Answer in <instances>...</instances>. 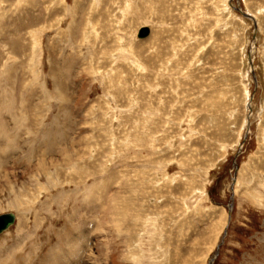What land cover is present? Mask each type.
Segmentation results:
<instances>
[{"label":"rangeland","instance_id":"374dc122","mask_svg":"<svg viewBox=\"0 0 264 264\" xmlns=\"http://www.w3.org/2000/svg\"><path fill=\"white\" fill-rule=\"evenodd\" d=\"M9 213L0 264H264V0H0Z\"/></svg>","mask_w":264,"mask_h":264},{"label":"water","instance_id":"95a60500","mask_svg":"<svg viewBox=\"0 0 264 264\" xmlns=\"http://www.w3.org/2000/svg\"><path fill=\"white\" fill-rule=\"evenodd\" d=\"M247 17V16H246ZM148 34V30L147 29H143L139 34H138V38L139 39H143L147 36ZM230 215V211H229V214ZM15 222V216L11 213L9 214H5V215H1L0 216V234L2 232H5L6 229L10 228L11 226H13ZM226 231H224V236H225V233ZM218 250V249H217ZM217 255V252L214 254V256L212 257V259L209 261L208 264H213L214 262V259Z\"/></svg>","mask_w":264,"mask_h":264},{"label":"bare ground","instance_id":"6f19581e","mask_svg":"<svg viewBox=\"0 0 264 264\" xmlns=\"http://www.w3.org/2000/svg\"><path fill=\"white\" fill-rule=\"evenodd\" d=\"M148 35H149V32H148L147 36H148ZM147 36H146V37H147ZM146 37H145V38H146ZM137 39H139V38H138V35H137ZM143 39H144V38H143ZM140 40H142V39H140ZM7 230H8V229H6V231H7ZM2 233H3V232H2ZM2 233H1V234H2ZM80 236H81V235H80ZM77 244H80V237H78L77 240H75V241L72 242V244L70 245V250L72 249L71 251H75V252H76L77 249H78V246H79V245H77ZM79 247H80V246H79ZM81 249H82V248H81ZM69 257H70V256H69ZM69 257H68V258L65 257V258H67V259H71V258H72V257H71V258H69ZM62 261H63V260H62ZM69 261H70V260H69ZM56 263H57V262H56ZM59 263H60V262H59ZM59 263H58V264H59ZM61 263H63V262H61ZM73 264H79V261H77V262H73Z\"/></svg>","mask_w":264,"mask_h":264}]
</instances>
